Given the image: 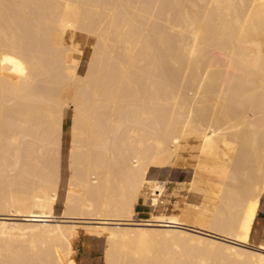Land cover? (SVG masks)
<instances>
[{
	"label": "bare ground",
	"instance_id": "1",
	"mask_svg": "<svg viewBox=\"0 0 264 264\" xmlns=\"http://www.w3.org/2000/svg\"><path fill=\"white\" fill-rule=\"evenodd\" d=\"M263 194L264 0H0V264H264Z\"/></svg>",
	"mask_w": 264,
	"mask_h": 264
},
{
	"label": "rangeland",
	"instance_id": "2",
	"mask_svg": "<svg viewBox=\"0 0 264 264\" xmlns=\"http://www.w3.org/2000/svg\"><path fill=\"white\" fill-rule=\"evenodd\" d=\"M85 33V32H84ZM77 35V36H76ZM80 35V36H79ZM82 35V36H81ZM87 36V37H85ZM83 37V38H82ZM86 38V39H85ZM74 40L77 42V46L82 48L80 54V73H83L86 67V61L90 56L92 50V43L94 40L92 37L86 35L83 36V32H77L74 37ZM85 39V40H84ZM79 44V45H78ZM72 110L71 108H66L64 111V123H63V135H62V154H61V179L59 182L57 190V202L54 207L55 218L59 217L61 213L64 196L66 193L67 187V177H68V168H67V155L70 147V120H71ZM167 174V172H166ZM173 180H180L184 177V172L181 170H176L172 168L171 171H168V174ZM165 194V193H164ZM141 202L142 209L150 213L146 208L143 201H138L137 204ZM137 216H147L148 214H143L142 211L138 212L135 209ZM106 246L105 238L103 236H96L93 234H86V232H81L75 241V258L78 264H103V253Z\"/></svg>",
	"mask_w": 264,
	"mask_h": 264
},
{
	"label": "crops",
	"instance_id": "3",
	"mask_svg": "<svg viewBox=\"0 0 264 264\" xmlns=\"http://www.w3.org/2000/svg\"><path fill=\"white\" fill-rule=\"evenodd\" d=\"M171 169L172 168H170L169 169V171H171ZM176 170H180V169H177V168H175ZM176 181V180H175ZM173 185H177L176 184V182H174L173 183ZM172 186V187H170V188H168L167 189V191L165 192V194H163L161 197H160V205H161V209H156V210H154V212L156 211V212H158V211H161V210H163L164 211V209H165V212L166 213H169V212H176V209H175V207H174V204H176L177 202H180L181 200H182V197L184 196L183 195V191L179 188L178 189V187L176 186ZM178 191H177V190ZM170 192V193H169ZM174 192V193H173ZM178 192V193H177ZM168 193V194H167ZM173 193V194H172ZM177 195H176V194ZM179 194V195H178ZM178 196L179 197H181V198H178ZM164 200H163V199ZM178 198V199H177ZM184 198V197H183ZM162 199V200H161ZM177 201H176V200ZM180 199V200H179ZM176 201V202H175ZM174 203V204H173ZM260 204H261V206H260V208H259V211H258V213H257V217L255 218V220H254V223H253V226H252V232H251V234H250V239L252 240H249L250 241V243H252V244H257V243H259L260 241H264V194H263V197H261V200H260ZM164 205V206H163ZM163 208V209H162ZM136 209H137V211L138 212H141L142 211V213L143 214H148L149 212L148 211H146V210H143L142 209V203L141 202H139L137 205H136ZM253 232H254V235H252L253 234ZM256 235V236H255ZM252 237V238H251ZM257 237H259V238H257ZM261 237V238H260ZM256 238V239H255ZM254 239V240H253ZM255 240H256V242H255Z\"/></svg>",
	"mask_w": 264,
	"mask_h": 264
}]
</instances>
